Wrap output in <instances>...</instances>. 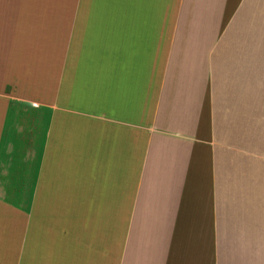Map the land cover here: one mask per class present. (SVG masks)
Listing matches in <instances>:
<instances>
[{"label":"crops","instance_id":"0c3cea01","mask_svg":"<svg viewBox=\"0 0 264 264\" xmlns=\"http://www.w3.org/2000/svg\"><path fill=\"white\" fill-rule=\"evenodd\" d=\"M0 264H264V0H0Z\"/></svg>","mask_w":264,"mask_h":264}]
</instances>
